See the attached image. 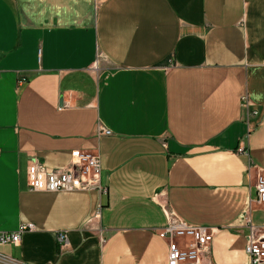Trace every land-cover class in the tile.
I'll use <instances>...</instances> for the list:
<instances>
[{
	"label": "crops",
	"instance_id": "obj_1",
	"mask_svg": "<svg viewBox=\"0 0 264 264\" xmlns=\"http://www.w3.org/2000/svg\"><path fill=\"white\" fill-rule=\"evenodd\" d=\"M75 150L105 194L30 188ZM259 173L264 0H0V234L34 224L0 264H169V214L215 229L202 264H252Z\"/></svg>",
	"mask_w": 264,
	"mask_h": 264
},
{
	"label": "built area",
	"instance_id": "obj_2",
	"mask_svg": "<svg viewBox=\"0 0 264 264\" xmlns=\"http://www.w3.org/2000/svg\"><path fill=\"white\" fill-rule=\"evenodd\" d=\"M254 113H257L256 111ZM100 133L109 134L110 130L100 129ZM240 152L246 146L240 144ZM28 183L32 190L58 191L76 189H96L101 194L107 192V186L102 182L101 156L98 152L75 150L70 162L62 168L46 169L37 157H33L28 166ZM255 202L264 206V174L259 173L255 182ZM102 204L99 205L95 216H98ZM246 223L251 228V234L246 243V251L251 257L252 264H264V225L262 233L257 234L258 228L253 225L249 215ZM34 229V224H22L16 232L0 234V241L19 242L23 231ZM215 229L207 225H194L169 214V222L163 227L159 236L168 241L169 264H202V255L209 254ZM61 246L68 243L65 232L58 233Z\"/></svg>",
	"mask_w": 264,
	"mask_h": 264
}]
</instances>
